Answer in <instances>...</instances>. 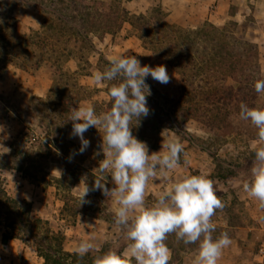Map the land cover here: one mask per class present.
<instances>
[{
	"label": "trees",
	"instance_id": "trees-1",
	"mask_svg": "<svg viewBox=\"0 0 264 264\" xmlns=\"http://www.w3.org/2000/svg\"><path fill=\"white\" fill-rule=\"evenodd\" d=\"M9 1L14 7L32 5L50 17L49 22L42 26L44 34L37 38L29 36L24 43H18L15 39L17 20L12 15L14 9L5 1L0 4V23L8 30L7 36L0 35V79L8 64L25 68L19 63V59L33 61L35 69L45 62L50 63V69L55 70L51 91L47 98L40 99L48 108L43 107L40 110L36 106L33 110L36 115H54L59 124L71 127L72 122L68 117L71 107H77L84 99L77 97L82 87L79 90L69 89L66 93L69 95L65 97V94H60V98L55 102L53 93L58 87L57 84L64 82L66 78L68 80L74 73H90L87 70L92 68V64L88 55L95 50L91 35H115L128 23L136 31L142 46L156 57L154 67L165 66L170 77L167 85L160 84L151 77L146 79L151 89V95L147 97L149 115L142 118L139 124L134 118L130 125L138 140L143 141L163 127L177 131L182 128V123L190 120L197 121L214 141H221L229 136L245 140L255 137V127L250 122L238 120L239 105H264L254 87L258 79H264V75L259 47L247 40L244 33L238 30L237 21L232 20L223 28L210 21H203L198 28L187 29L170 23L160 7L151 13L136 14L122 6L121 2L111 0ZM8 11L10 14H6ZM37 51L41 54L38 55ZM66 58H77L79 63L83 62L84 65L73 73H66L70 72L68 69L64 73L60 72L63 69L56 71V66L61 67ZM98 63L102 71L108 66L109 59L101 56ZM56 72L60 73V78H56ZM72 80V84L67 81L64 84L78 88L76 80ZM59 88L63 89L62 86ZM110 106L109 98L103 111L109 110ZM52 108L54 111H51ZM58 128L55 122L51 126L53 131ZM253 159L254 154L250 152L245 163L237 169L226 170L218 166L214 175L210 176L216 191L241 187L243 180L248 176ZM49 160L61 162L65 166L62 177L50 178L58 185H64L67 190L80 181H84L89 189H92L96 179L105 182L109 189L112 188L104 178L84 168L72 157L67 156L66 152L59 151L53 139H44L37 146L31 145L23 149L11 146L8 153L0 150V225L19 230L32 239L38 254L44 260L43 264H92L95 252L81 257L76 251H68L64 232L55 231L45 219L34 218L32 203L27 199L9 195L4 187L5 170L10 168L21 172L24 178L36 185H43ZM64 197L65 210L72 208L75 212L94 214L114 223L113 214L107 210L112 199L104 196L100 190H90V194L85 197L87 202L83 204L81 199L76 197ZM1 237L3 243L14 238L8 231ZM174 239L177 240L175 235L169 234L165 241L169 248H173ZM127 243L123 233L120 239L105 244L99 250H123ZM179 244L183 248L184 243L180 241ZM174 259L170 260L169 264H179L177 255Z\"/></svg>",
	"mask_w": 264,
	"mask_h": 264
},
{
	"label": "clouds",
	"instance_id": "clouds-1",
	"mask_svg": "<svg viewBox=\"0 0 264 264\" xmlns=\"http://www.w3.org/2000/svg\"><path fill=\"white\" fill-rule=\"evenodd\" d=\"M108 59V66L96 71L93 79L107 86L110 109L98 113L92 104L78 105L71 107L68 120L72 122L70 136L80 141L76 154L89 148L90 140L84 134L90 127L100 132L104 158L97 169L101 176H111L114 184L109 189L96 179L92 189L86 186L81 192V204L87 202L90 190H100L111 197L116 205L113 221L128 243L124 250L101 251L93 241H81L76 253L83 257L95 252L92 264H169L171 250L165 241L174 234L177 241L198 246L192 264H217L223 249L232 241L227 232L214 236L213 217L224 208L214 181L205 172L185 171L170 176L180 167L182 157L184 166L189 164L180 137L162 136L160 150L150 153L147 143L138 140L130 127L134 118L139 124L149 115L147 97L151 89L146 79L151 77L164 85L170 82L165 66H141L139 59L128 54ZM254 87L258 94L264 93V79H258ZM238 120L250 122L256 129L255 137L249 141L254 159L241 188L264 210V105L241 103ZM149 181L166 185L152 203L145 199Z\"/></svg>",
	"mask_w": 264,
	"mask_h": 264
},
{
	"label": "rangeland",
	"instance_id": "rangeland-1",
	"mask_svg": "<svg viewBox=\"0 0 264 264\" xmlns=\"http://www.w3.org/2000/svg\"><path fill=\"white\" fill-rule=\"evenodd\" d=\"M3 1L14 9L12 15L17 20L15 39L18 43H24L29 36L37 38L40 34H44L42 32V26L45 22H49L48 18L50 19V17L48 14L44 15L32 5H15L14 7L9 0H0V4H3ZM111 1L121 2L122 6L127 8L131 13L136 14L151 13L158 7L164 11L159 0ZM164 13L167 15L165 11ZM6 14H10V12L8 11ZM232 20L238 22V30L244 33L247 40L258 45L262 74L264 75V0H231L229 15H225L223 23L217 26L223 28ZM0 32V35H8V30L5 29L2 23H0ZM91 37L95 50L88 55L92 64V68L87 70L90 71V73L87 75L74 73L70 75L68 80H66V78L64 82L58 83V87L55 88L53 93V99L57 102V99L60 98V94H65L66 97L69 95L66 94L69 89L79 90V88L82 87V89L79 90L78 96L74 94V96L78 98L84 97L79 105L92 104L99 113L103 111L105 103L110 98L106 91V85L97 84L93 79L94 73L100 70L98 61L101 56L108 59L113 55L128 54L139 59L141 66L148 65L151 67H154L156 57L142 46L141 41L136 36V31L131 28L128 23H126L115 35L98 37L93 34ZM255 37L257 40H254ZM36 53L38 55L41 54L40 51ZM18 61L25 68L14 64H8L3 77L0 79V125L3 126V131H0V150L4 153H8L11 146L23 149L31 145L37 146L41 141H44V139H53V142L57 143V148L59 150L74 156L76 160H85L89 158L97 160L99 164V161L104 158L100 147L102 144V136L95 127H90L84 134L85 138L90 140L89 148L83 154H76L80 148V141L78 138H72L70 136L72 126L64 127L55 120L54 115L52 117H50L49 114L39 116V114L36 115V112L33 111L36 109V106L39 107L40 110H42L43 107L48 108L46 104L43 105V103H41L40 99L47 98L54 84L55 78L53 77V73L55 70L50 69V63L45 62L41 67L35 69L33 61L28 62L25 61V59H19ZM80 63L77 58L70 60L66 58V60L61 63V67L56 66V71L58 69H63L60 70V72L64 73V71L68 69L70 72L66 71V73H73L84 65L83 62ZM56 78H60L59 72H56ZM72 79L76 80L78 88H72L64 84L66 81L72 84ZM60 86H62L63 89L59 88ZM259 96L261 103L264 104V93H261ZM51 111H54V109L52 108ZM54 122L59 126L55 131L51 129ZM47 127H49V129ZM50 129L52 132H50ZM177 131H173L169 127H163L153 132L151 136L144 139L143 142L147 143L149 152H155V150L159 151L161 148L162 136H179L184 144L188 161H193L191 167L192 174L200 173V169H205V171L207 170L208 172L214 169L215 166H222L226 170L237 169L245 163L251 152L249 150L250 140L229 136L221 141H214L211 139L209 132L195 120L182 123V128ZM50 161L51 160L48 161L46 171L44 172L46 179L43 182V187L47 186L48 183H52L50 174L56 171L55 167L58 165L54 163L51 164ZM181 163H183V157ZM17 172L18 171L13 168L5 170L4 187L11 196H13L12 193L15 189L13 185H10L11 181L16 177ZM224 191V195L219 196V198L224 203L225 211L224 209L221 210L225 212L222 211L227 219L231 220L232 218L234 220L231 221L236 223L240 222L242 219L251 220V222L256 221L252 210L253 205L247 203L250 197L243 192L241 187L238 188V186H236V188H228ZM65 193V195H70L67 190ZM19 195L20 197L16 198L22 199V194L20 193ZM152 196V194L149 196L150 200H153ZM66 211L71 213L72 208ZM32 216L38 218L35 217L33 213ZM240 217L242 218L240 219ZM259 217L262 218L264 215H260ZM49 224L52 227L50 221ZM5 231L11 233L15 239L20 240L19 243L24 246L23 255H18L14 258L15 260H13L12 264H43L44 260L38 254L32 239L28 238L27 235L19 230L8 229L4 225H0V235ZM221 233V231L216 230L214 236L220 235Z\"/></svg>",
	"mask_w": 264,
	"mask_h": 264
},
{
	"label": "crops",
	"instance_id": "crops-1",
	"mask_svg": "<svg viewBox=\"0 0 264 264\" xmlns=\"http://www.w3.org/2000/svg\"><path fill=\"white\" fill-rule=\"evenodd\" d=\"M162 8L167 13V20L180 27L187 29L198 28L203 21H210L216 25L223 23L225 15H229V7L231 0H159ZM254 40H257L255 37ZM60 151V150H59ZM155 152H157L155 150ZM151 153V152H150ZM70 158L77 161L87 170L97 174L102 178L107 177V173L101 176L97 167L99 166L97 160L85 159L76 160L74 156L67 154ZM51 164L56 165V173L52 172L50 177H62L65 172V166L58 161H50ZM193 161L189 160L187 167L181 163L176 173L182 174L185 171L192 173ZM217 167L207 172L205 169H200V172L208 173L209 176L214 175ZM16 177L11 181L10 186H14L15 191L12 193L14 197L27 199L33 205V214L35 217H41L52 223L53 229L56 231L62 230L66 235V249L68 251H75L77 245L81 241H93L97 248L100 249L105 244H111L120 239L123 232L115 224L106 221L104 218L94 216V214H84L81 211L71 213L65 210L66 202L64 195L67 190L64 185H58L54 180L48 183L47 186H38L29 179L24 178L21 172L16 173ZM114 187L111 182V176L105 179ZM84 181L77 182L71 189L67 190L70 197L80 199V194L86 187ZM166 187L161 182L149 181L145 192V199L147 203H152L156 196ZM149 188V189H148ZM225 191H216L217 196L224 195ZM90 194V191L88 195ZM153 195V200L149 196ZM87 195V196H88ZM253 205V213L256 221L242 219L240 222H232L231 218L227 219L226 215L222 213L223 210L217 211L213 217V222L216 224V230L227 232L231 238V245L223 249L221 257L217 264H264V253H261L259 248L264 244V220L259 217L264 215V210L258 208L257 203L250 198L247 201ZM113 200L108 204L107 210L113 214L115 208ZM225 211V208H223ZM223 211V212H224ZM225 213V212H224ZM97 214V213H96ZM249 214V213H248ZM252 216V215H251ZM242 217H240L241 219ZM71 220V221H70ZM219 236V234L217 235ZM20 240L11 238L7 243L2 242L0 235V264H12L14 258L18 255H23L24 246L21 245ZM180 241L173 240V248L171 250L170 260H175L177 255L179 264H192V259L196 254L197 245L180 246ZM180 247V248H179ZM126 248V247H125ZM123 248V250L125 249ZM179 248V249H176ZM175 250V254H174ZM42 260V259H41ZM40 260V261H41Z\"/></svg>",
	"mask_w": 264,
	"mask_h": 264
},
{
	"label": "built area",
	"instance_id": "built-area-1",
	"mask_svg": "<svg viewBox=\"0 0 264 264\" xmlns=\"http://www.w3.org/2000/svg\"><path fill=\"white\" fill-rule=\"evenodd\" d=\"M261 253H264V244H262V246L259 248Z\"/></svg>",
	"mask_w": 264,
	"mask_h": 264
}]
</instances>
